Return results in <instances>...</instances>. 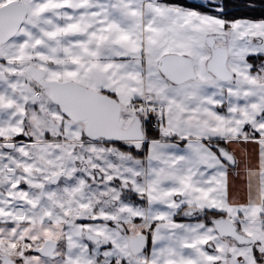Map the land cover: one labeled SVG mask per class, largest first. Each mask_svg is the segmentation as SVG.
Returning a JSON list of instances; mask_svg holds the SVG:
<instances>
[{
  "label": "snow or ice",
  "instance_id": "6c2138e0",
  "mask_svg": "<svg viewBox=\"0 0 264 264\" xmlns=\"http://www.w3.org/2000/svg\"><path fill=\"white\" fill-rule=\"evenodd\" d=\"M0 0V264H264V0Z\"/></svg>",
  "mask_w": 264,
  "mask_h": 264
},
{
  "label": "trees",
  "instance_id": "16d2710c",
  "mask_svg": "<svg viewBox=\"0 0 264 264\" xmlns=\"http://www.w3.org/2000/svg\"><path fill=\"white\" fill-rule=\"evenodd\" d=\"M181 2H183L184 4H198V3L191 2L189 0H181ZM234 2H236V0H228V4H227L228 10L235 14H239L240 12L243 11V9H240L239 11H237V9L233 8Z\"/></svg>",
  "mask_w": 264,
  "mask_h": 264
},
{
  "label": "rangeland",
  "instance_id": "374dc122",
  "mask_svg": "<svg viewBox=\"0 0 264 264\" xmlns=\"http://www.w3.org/2000/svg\"><path fill=\"white\" fill-rule=\"evenodd\" d=\"M189 1L194 2V3H200L201 2V0H189Z\"/></svg>",
  "mask_w": 264,
  "mask_h": 264
}]
</instances>
